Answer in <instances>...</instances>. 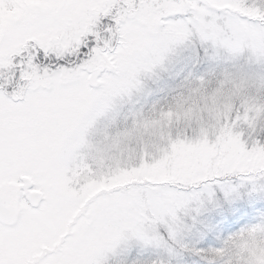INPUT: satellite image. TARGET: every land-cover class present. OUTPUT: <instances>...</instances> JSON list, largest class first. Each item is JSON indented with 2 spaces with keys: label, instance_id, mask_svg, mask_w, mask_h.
<instances>
[{
  "label": "snow or ice",
  "instance_id": "6c2138e0",
  "mask_svg": "<svg viewBox=\"0 0 264 264\" xmlns=\"http://www.w3.org/2000/svg\"><path fill=\"white\" fill-rule=\"evenodd\" d=\"M261 156L264 0H0V264H264Z\"/></svg>",
  "mask_w": 264,
  "mask_h": 264
},
{
  "label": "rangeland",
  "instance_id": "374dc122",
  "mask_svg": "<svg viewBox=\"0 0 264 264\" xmlns=\"http://www.w3.org/2000/svg\"><path fill=\"white\" fill-rule=\"evenodd\" d=\"M208 155L202 150L192 148L190 146H185L179 144L174 146L173 157L171 162L173 164L172 171L175 172L178 169L185 166H196L207 162ZM252 164H264V156L257 157L255 160L250 161ZM167 170V162H161L159 169H154V171H165Z\"/></svg>",
  "mask_w": 264,
  "mask_h": 264
}]
</instances>
